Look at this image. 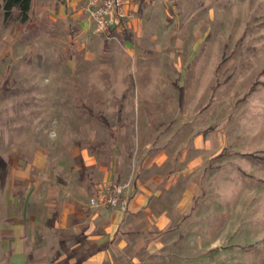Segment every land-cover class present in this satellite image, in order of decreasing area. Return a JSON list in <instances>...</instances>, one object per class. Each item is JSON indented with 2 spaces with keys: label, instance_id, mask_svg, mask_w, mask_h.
<instances>
[{
  "label": "rangeland",
  "instance_id": "1",
  "mask_svg": "<svg viewBox=\"0 0 264 264\" xmlns=\"http://www.w3.org/2000/svg\"><path fill=\"white\" fill-rule=\"evenodd\" d=\"M158 6L138 32L122 30L133 16L97 32L85 10L73 26L1 10L0 150L163 153L178 179L161 202L187 213L127 233L117 264H264V0Z\"/></svg>",
  "mask_w": 264,
  "mask_h": 264
},
{
  "label": "crops",
  "instance_id": "2",
  "mask_svg": "<svg viewBox=\"0 0 264 264\" xmlns=\"http://www.w3.org/2000/svg\"><path fill=\"white\" fill-rule=\"evenodd\" d=\"M163 1L129 0L127 9L134 15L122 30L138 32ZM29 12L79 25L81 0H31ZM195 142L205 145L202 138ZM27 144L22 152L9 147L0 150V264H117L113 257L120 254L127 233L141 226L166 228L187 213L170 196L171 205L161 202L178 179L170 170L164 171L171 164L163 153L142 162L116 147L115 151L84 150L73 158L50 146L34 151ZM199 152L195 149L188 154L191 158H179L184 167L181 177L195 176L187 179L185 201L198 189L195 164H206L193 157ZM102 182L126 184L124 212L89 204ZM192 253L200 255L196 250ZM127 264H147V260Z\"/></svg>",
  "mask_w": 264,
  "mask_h": 264
},
{
  "label": "built area",
  "instance_id": "3",
  "mask_svg": "<svg viewBox=\"0 0 264 264\" xmlns=\"http://www.w3.org/2000/svg\"><path fill=\"white\" fill-rule=\"evenodd\" d=\"M128 3L129 0H81V8L93 18L97 32H109L133 16L127 9ZM125 187L123 183L102 182L97 185L89 204L96 208L108 206L124 212L127 209Z\"/></svg>",
  "mask_w": 264,
  "mask_h": 264
},
{
  "label": "trees",
  "instance_id": "4",
  "mask_svg": "<svg viewBox=\"0 0 264 264\" xmlns=\"http://www.w3.org/2000/svg\"><path fill=\"white\" fill-rule=\"evenodd\" d=\"M31 0H0V11L4 12L5 20L9 19L13 9H18L22 21L28 17ZM103 121L106 120L100 117Z\"/></svg>",
  "mask_w": 264,
  "mask_h": 264
}]
</instances>
